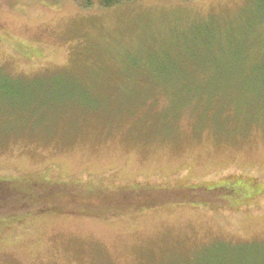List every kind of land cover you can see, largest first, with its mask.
Masks as SVG:
<instances>
[{
    "label": "rangeland",
    "instance_id": "rangeland-1",
    "mask_svg": "<svg viewBox=\"0 0 264 264\" xmlns=\"http://www.w3.org/2000/svg\"><path fill=\"white\" fill-rule=\"evenodd\" d=\"M99 1L0 0V177L203 192L32 217L0 264H261L264 0Z\"/></svg>",
    "mask_w": 264,
    "mask_h": 264
},
{
    "label": "trees",
    "instance_id": "trees-1",
    "mask_svg": "<svg viewBox=\"0 0 264 264\" xmlns=\"http://www.w3.org/2000/svg\"><path fill=\"white\" fill-rule=\"evenodd\" d=\"M42 1L55 4L58 0ZM73 1L77 3L80 0ZM90 1L81 0V7L90 8L92 6ZM131 1L135 0H100L99 7L110 9ZM202 188L204 186L160 189L150 184L134 183L106 189L88 182L55 180L41 173L21 177H0V235L13 225L44 214L115 218L122 216L125 210L144 212L170 206L176 202L185 203L192 195L199 197L203 192ZM214 191L215 189L212 193ZM212 198L207 197V202L202 204L198 203V200L189 203L193 207L201 205L212 211L215 210L214 206L207 204L208 201L212 202ZM261 260V264H264V256Z\"/></svg>",
    "mask_w": 264,
    "mask_h": 264
}]
</instances>
